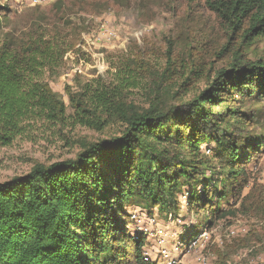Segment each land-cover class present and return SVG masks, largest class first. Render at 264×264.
<instances>
[{
  "label": "trees",
  "instance_id": "obj_1",
  "mask_svg": "<svg viewBox=\"0 0 264 264\" xmlns=\"http://www.w3.org/2000/svg\"><path fill=\"white\" fill-rule=\"evenodd\" d=\"M207 3L233 38H264V0ZM7 9L0 5V146L11 145L36 123L101 129L111 117L120 128L116 136L89 143L74 157L36 163L26 173L0 181V264H155L144 256L142 237L134 238L126 229L125 205L176 213L184 187L190 189L189 209L203 198L207 206L213 204L210 186L221 189L216 204L226 189L234 203L242 197L249 182L248 156L242 158L238 143L249 153L259 150L264 129L257 138L253 121L238 120L243 106L233 95L250 102L256 123L264 118V53L254 61L244 59L240 49L229 50L233 60L214 72L206 88L190 94L185 84L198 70L190 67L184 80L176 82L168 70L171 51L163 82L150 74L148 64L135 61L119 70L116 84L93 80L78 92L67 89L73 108L68 114L45 74L60 65L72 42L38 18H30L21 35L5 30ZM148 84L155 91L147 107L127 101L130 89H149ZM162 86V93L180 100L178 105L163 102ZM230 118L237 126L221 128L220 121ZM210 137L218 172L205 165L200 151ZM200 184L201 192L195 190ZM232 213L227 209L219 216Z\"/></svg>",
  "mask_w": 264,
  "mask_h": 264
},
{
  "label": "rangeland",
  "instance_id": "obj_2",
  "mask_svg": "<svg viewBox=\"0 0 264 264\" xmlns=\"http://www.w3.org/2000/svg\"><path fill=\"white\" fill-rule=\"evenodd\" d=\"M208 1L40 0L37 5L28 6L26 1L0 0V5L8 8L5 30L21 35L27 29L29 19L38 18L42 26L57 28L63 37L72 42L60 65L45 74V80L64 101L67 113L71 114L73 108L67 89L78 92L84 84L93 80L116 84L115 75L119 70L122 71L130 63L135 64V61L148 64L150 74H158L156 81L163 82L161 75L164 67L168 68L167 53L171 51L173 64L168 70L176 82L184 80L190 67L195 66L198 70V75H192V79L185 84L190 94L206 88L213 80L214 72L233 60L229 50L240 49L244 59L255 61L260 58L264 53V38L251 42L233 38L208 7ZM56 11L58 14L54 16ZM54 21L53 25L49 24ZM102 27L111 29L114 35L94 39ZM225 45L227 48L223 50ZM163 84L168 85V82ZM148 86L149 89H130L125 96L127 101L147 107L154 99L155 91L151 85ZM163 89L165 86L159 90L164 95L163 102L178 105L180 100L162 93ZM189 94L184 100L189 98ZM233 96L238 99L237 104L243 106L237 113L238 120L253 121L252 132L258 138L257 134L264 129V118L256 123L250 102H243L237 94ZM218 110L217 113L222 112ZM248 120L245 123L250 125ZM220 123L221 128L230 125V129H234L237 126L231 118ZM119 128V123L111 117L101 129L74 126L72 123L64 126H41L36 123V127L16 138L11 145L0 146V181L24 174L36 163L46 165L74 157L89 143L116 136ZM236 134L240 136V133ZM238 144L242 158L248 156L246 168L249 182L236 203L226 189L224 198L216 204L215 195L221 189L210 186L213 195L210 202L213 204L208 206L203 198L194 200L191 203L193 209H189L190 189L184 187L178 194L179 210L176 213H168L158 207L151 210L141 206L123 207V215L128 216L126 229L131 235L142 237L146 258L161 264L162 250H172L177 246L179 251L184 250L179 256V264H264V145L249 153L242 141ZM214 146L215 142L210 137L201 142L200 151L207 161L205 165L218 172ZM241 161L245 162V159ZM202 188L200 184L195 190L201 192ZM227 209L233 210V213L219 216ZM133 214L138 217L133 219ZM232 226L237 227L238 232L228 236ZM205 228L207 238L203 247L186 250L188 238Z\"/></svg>",
  "mask_w": 264,
  "mask_h": 264
},
{
  "label": "built area",
  "instance_id": "obj_3",
  "mask_svg": "<svg viewBox=\"0 0 264 264\" xmlns=\"http://www.w3.org/2000/svg\"><path fill=\"white\" fill-rule=\"evenodd\" d=\"M21 1L28 2V4H27L28 6H34L40 2V0H21ZM99 30L100 31H98L97 34L94 36V39L100 40V39H102V37L107 36L109 38V37H112L114 35L113 31L109 28L103 29V27H102ZM132 217H133V219H136L138 217V215L133 214ZM236 228L237 227L232 226L228 230V236H232V235L236 234L238 232V230H236ZM143 231H145V230H143ZM242 231H244V229H242ZM138 237H140V236L139 235L134 236V238H138ZM206 238H207V228L199 231L197 234H195V233L192 234L187 240L185 249L186 250H190V249L195 250L196 248L199 249V248L203 247L204 242H205L204 240ZM182 252L179 251L177 246H175L172 250H170L169 248L163 249L161 252V258H162L161 264H179V262H178L179 258H180L179 256H180V254H182ZM203 259H204V257H203Z\"/></svg>",
  "mask_w": 264,
  "mask_h": 264
}]
</instances>
